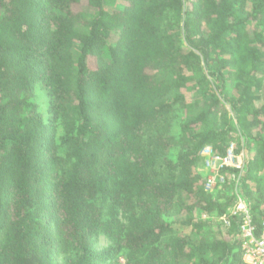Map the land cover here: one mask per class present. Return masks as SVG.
Returning a JSON list of instances; mask_svg holds the SVG:
<instances>
[{"label":"trees","instance_id":"1","mask_svg":"<svg viewBox=\"0 0 264 264\" xmlns=\"http://www.w3.org/2000/svg\"><path fill=\"white\" fill-rule=\"evenodd\" d=\"M230 143L259 227L264 0H0V264H247Z\"/></svg>","mask_w":264,"mask_h":264},{"label":"built area","instance_id":"2","mask_svg":"<svg viewBox=\"0 0 264 264\" xmlns=\"http://www.w3.org/2000/svg\"><path fill=\"white\" fill-rule=\"evenodd\" d=\"M200 154L207 169L204 181V189L207 191L221 187L225 183L226 172L229 169L233 170L229 176L233 180L235 200L228 211L214 218L228 227L229 217L238 216L243 260L247 264H264V220L259 227L255 226L247 201L239 193L240 176L248 160L247 151L243 148L236 151L234 143H230L224 155L214 153L208 145L201 149Z\"/></svg>","mask_w":264,"mask_h":264},{"label":"rangeland","instance_id":"3","mask_svg":"<svg viewBox=\"0 0 264 264\" xmlns=\"http://www.w3.org/2000/svg\"><path fill=\"white\" fill-rule=\"evenodd\" d=\"M34 100L37 103L38 109L43 114V116L44 117H48V102H47V98L45 96V93L43 92V90L40 87H37V89H36V94H35ZM175 116H176V114H175ZM198 170L199 171H204V172L206 171V173H204V177L207 175V169L205 167L204 161H203L202 166L200 168H198ZM203 217H205V215H203ZM177 231L180 232V233H184L185 234V233H187L189 231V228L178 227L177 226ZM96 244H97V247L99 249H107L109 247H112L114 243H113V240L111 239V237H109L108 235H106L103 232H98V234L96 235ZM123 260L124 259L121 256L120 257V262H122Z\"/></svg>","mask_w":264,"mask_h":264}]
</instances>
